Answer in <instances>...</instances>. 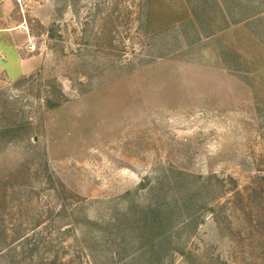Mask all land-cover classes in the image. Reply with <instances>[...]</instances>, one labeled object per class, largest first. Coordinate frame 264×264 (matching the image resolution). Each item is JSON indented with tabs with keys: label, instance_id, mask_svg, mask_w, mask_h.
I'll return each mask as SVG.
<instances>
[{
	"label": "rangeland",
	"instance_id": "374dc122",
	"mask_svg": "<svg viewBox=\"0 0 264 264\" xmlns=\"http://www.w3.org/2000/svg\"><path fill=\"white\" fill-rule=\"evenodd\" d=\"M243 1L6 10L36 58L0 74V264L144 260L128 217L184 191L161 264H264V0Z\"/></svg>",
	"mask_w": 264,
	"mask_h": 264
},
{
	"label": "trees",
	"instance_id": "16d2710c",
	"mask_svg": "<svg viewBox=\"0 0 264 264\" xmlns=\"http://www.w3.org/2000/svg\"><path fill=\"white\" fill-rule=\"evenodd\" d=\"M244 2L245 1L243 0L241 3L238 2V5L241 7L244 5ZM252 4L257 5L254 2L249 5ZM232 8H235V6L233 5ZM247 18H249V23L260 19L259 15L256 14L248 15ZM238 23H240L238 20L231 21L227 23L223 29L221 28V30H224L232 25H237ZM218 32L219 30H217L216 33ZM254 36H257V32H254ZM179 184H182L183 188L187 189V187L183 185V182H176L173 185L174 187H177L178 191H181L178 188ZM172 188L173 187H170V190L167 191L168 194H170ZM192 200L193 197L190 195V192L188 193L184 191L183 193H180V195H178V197H176L172 202L168 200L167 196L165 199L150 203V205L139 207L131 218L128 217V221L130 222L128 229L133 230L135 238L138 239L140 243L137 251L135 252L136 258L142 257L144 260H133V262H131L132 260H129L122 264H161L162 259L160 258L178 251V249L174 246V238L176 234L180 233V227L185 225V222L189 221V219H182V215L186 212L187 202H192ZM130 210H133V207L130 208ZM145 255H151L152 258L146 259L143 257Z\"/></svg>",
	"mask_w": 264,
	"mask_h": 264
},
{
	"label": "crops",
	"instance_id": "0c3cea01",
	"mask_svg": "<svg viewBox=\"0 0 264 264\" xmlns=\"http://www.w3.org/2000/svg\"><path fill=\"white\" fill-rule=\"evenodd\" d=\"M17 5L19 3L16 0H0V74L6 77V69L10 71L11 68L14 72L12 75L14 78L26 74L32 68L36 58L29 56L34 50V48L30 49L29 45L33 44L34 46L35 42L34 37L25 26L28 24L27 18L19 16L20 19L17 18L14 26L6 27V14H8L6 10L13 6L15 8ZM24 45L28 49V56L26 57H22L20 53V48Z\"/></svg>",
	"mask_w": 264,
	"mask_h": 264
},
{
	"label": "built area",
	"instance_id": "2783aa9c",
	"mask_svg": "<svg viewBox=\"0 0 264 264\" xmlns=\"http://www.w3.org/2000/svg\"><path fill=\"white\" fill-rule=\"evenodd\" d=\"M16 1H17V3H19V5L22 6L24 3H26L27 0H16ZM29 46H30V49L34 48L32 44H30Z\"/></svg>",
	"mask_w": 264,
	"mask_h": 264
}]
</instances>
